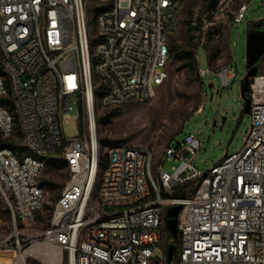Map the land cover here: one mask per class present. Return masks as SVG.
Masks as SVG:
<instances>
[{
    "label": "built area",
    "instance_id": "2783aa9c",
    "mask_svg": "<svg viewBox=\"0 0 264 264\" xmlns=\"http://www.w3.org/2000/svg\"><path fill=\"white\" fill-rule=\"evenodd\" d=\"M234 1L215 0L210 16L223 20ZM181 6L0 0V222L7 213L16 231L14 242L0 241L1 251L12 250L6 264H42L19 225L34 224L46 207L42 175L59 150L70 176L46 229L28 235L31 246L61 248L64 264H264V72L250 79L244 146L208 171L186 156L201 147L194 133L174 139L158 163L149 147L106 145L100 168L99 113L156 96L169 77ZM247 10L240 4L233 22ZM199 73L204 79L207 70ZM216 73L224 87L236 75L231 64ZM72 110L79 133L66 143L62 120ZM17 126L20 142L12 139ZM179 159L172 173L164 169ZM178 204L179 243L169 261L167 213Z\"/></svg>",
    "mask_w": 264,
    "mask_h": 264
},
{
    "label": "rangeland",
    "instance_id": "374dc122",
    "mask_svg": "<svg viewBox=\"0 0 264 264\" xmlns=\"http://www.w3.org/2000/svg\"><path fill=\"white\" fill-rule=\"evenodd\" d=\"M242 3H248L247 17L242 22H233V12ZM210 0H182L180 24L171 36L172 52L168 63L169 77L149 101H133L121 108L104 109L99 116L113 112L105 122H98V134L102 152L106 145H132L151 148L158 163L166 147L174 140H183L194 133L201 140L196 154H186L192 164L202 172L221 162L227 154L238 152L245 144L251 127L252 114L244 109L242 82L247 72L246 51L248 32L259 28V20L264 18V0H235L229 15L223 20H215L209 15ZM93 17V14H90ZM200 19L203 24L200 25ZM95 32V23L92 22ZM191 26H196L191 29ZM192 47L199 58L200 67L207 70L204 79L192 72L183 57L184 50ZM209 56V57H208ZM233 66L235 76L224 87L216 70L224 65ZM264 72V55L258 62ZM77 104H75V107ZM77 111L72 110L62 120L65 142L79 133ZM98 116V117H99ZM12 138L20 142L21 133L16 127ZM181 160H166L163 167L172 173ZM70 173L67 167L47 163L42 175V184L48 191V202L39 219L30 226L19 225L27 238L25 248L32 251L31 238L46 229L51 219L56 201L61 195ZM10 244L16 240V231L11 218L5 213L0 222V241ZM169 244L178 241L169 235ZM41 243H45L40 240ZM36 245V244H35ZM53 246V245H52ZM61 251L57 264L61 259ZM11 251L0 250V264H6ZM42 264L47 253H36Z\"/></svg>",
    "mask_w": 264,
    "mask_h": 264
},
{
    "label": "water",
    "instance_id": "95a60500",
    "mask_svg": "<svg viewBox=\"0 0 264 264\" xmlns=\"http://www.w3.org/2000/svg\"><path fill=\"white\" fill-rule=\"evenodd\" d=\"M264 55V28L248 32L247 35V51H246V62L247 72L242 82V96L245 99L244 109L246 112H251V99L247 96V92L250 89V79L259 73V60ZM181 205L171 206L167 213V228L170 233L178 238V214L181 209ZM177 249V245L172 243L168 248L169 261H172L174 253Z\"/></svg>",
    "mask_w": 264,
    "mask_h": 264
},
{
    "label": "trees",
    "instance_id": "16d2710c",
    "mask_svg": "<svg viewBox=\"0 0 264 264\" xmlns=\"http://www.w3.org/2000/svg\"><path fill=\"white\" fill-rule=\"evenodd\" d=\"M214 2H215V0H210L209 15H210V11L214 5ZM199 21H200V25H202L203 20L200 19ZM258 25H259V27H264V18L259 20ZM191 27H192L191 29L196 28V26H191ZM171 52H172V47H171ZM183 52H184L183 57L186 60V65L189 67V69L192 70V72L196 73V75L198 77L202 78L200 73H199L200 63H199V58L197 57L196 51L192 47H188ZM100 92H101L100 89L96 90L97 95H99ZM112 114H113V112H109V113H106L104 116L100 115L98 117V122L101 123V122H105V121L109 120L111 118ZM61 153H62V150H59V151L47 156V163L49 165H53V166L66 167L67 161L65 158L59 156ZM107 159H108V157H106L104 154L101 156V159H100V168L101 169H103L106 166ZM176 193H179V190H177ZM172 238L176 239L179 242V238H175L174 236H172Z\"/></svg>",
    "mask_w": 264,
    "mask_h": 264
},
{
    "label": "bare ground",
    "instance_id": "6f19581e",
    "mask_svg": "<svg viewBox=\"0 0 264 264\" xmlns=\"http://www.w3.org/2000/svg\"><path fill=\"white\" fill-rule=\"evenodd\" d=\"M46 251L47 253V259L45 264H57V261L59 259V253L61 254V251H58L54 249V247L47 243H37L33 249V253H39L41 250ZM59 264H64L62 259Z\"/></svg>",
    "mask_w": 264,
    "mask_h": 264
},
{
    "label": "flooded vegetation",
    "instance_id": "af4514ba",
    "mask_svg": "<svg viewBox=\"0 0 264 264\" xmlns=\"http://www.w3.org/2000/svg\"><path fill=\"white\" fill-rule=\"evenodd\" d=\"M261 28H264V27H259V28H257L256 30L261 29Z\"/></svg>",
    "mask_w": 264,
    "mask_h": 264
}]
</instances>
